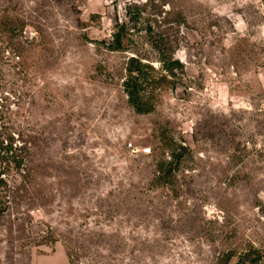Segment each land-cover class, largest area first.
<instances>
[{
  "label": "rangeland",
  "instance_id": "374dc122",
  "mask_svg": "<svg viewBox=\"0 0 264 264\" xmlns=\"http://www.w3.org/2000/svg\"><path fill=\"white\" fill-rule=\"evenodd\" d=\"M0 141V264H264V0H0Z\"/></svg>",
  "mask_w": 264,
  "mask_h": 264
},
{
  "label": "trees",
  "instance_id": "16d2710c",
  "mask_svg": "<svg viewBox=\"0 0 264 264\" xmlns=\"http://www.w3.org/2000/svg\"><path fill=\"white\" fill-rule=\"evenodd\" d=\"M124 28L119 27L113 35L112 44L109 45L111 51H120L123 49ZM163 73L155 70L151 65L143 63L140 59L130 58L126 65V77L123 82L124 94L127 97L128 104L138 114H148L153 110L154 102L159 96L161 88L169 84V79L176 78V73H183V65L174 59L164 58L161 61ZM185 150V148H181ZM13 145L10 143L7 147L0 141V153L2 157H12L13 164L20 167L21 161L16 160L14 156ZM18 161V162H15Z\"/></svg>",
  "mask_w": 264,
  "mask_h": 264
},
{
  "label": "built area",
  "instance_id": "2783aa9c",
  "mask_svg": "<svg viewBox=\"0 0 264 264\" xmlns=\"http://www.w3.org/2000/svg\"><path fill=\"white\" fill-rule=\"evenodd\" d=\"M150 152H151L150 149H145V150H143V153H144V154H149Z\"/></svg>",
  "mask_w": 264,
  "mask_h": 264
}]
</instances>
